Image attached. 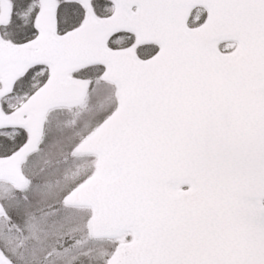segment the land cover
I'll return each instance as SVG.
<instances>
[{
  "label": "snow or ice",
  "instance_id": "obj_1",
  "mask_svg": "<svg viewBox=\"0 0 264 264\" xmlns=\"http://www.w3.org/2000/svg\"><path fill=\"white\" fill-rule=\"evenodd\" d=\"M0 264H264V0H0Z\"/></svg>",
  "mask_w": 264,
  "mask_h": 264
}]
</instances>
